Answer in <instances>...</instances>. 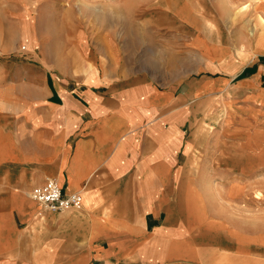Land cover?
Masks as SVG:
<instances>
[{"label": "crops", "instance_id": "0c3cea01", "mask_svg": "<svg viewBox=\"0 0 264 264\" xmlns=\"http://www.w3.org/2000/svg\"><path fill=\"white\" fill-rule=\"evenodd\" d=\"M257 14L264 0H0V264H264V225L219 214L203 183L224 147L264 155ZM46 179L82 207L44 210L29 192Z\"/></svg>", "mask_w": 264, "mask_h": 264}, {"label": "rangeland", "instance_id": "374dc122", "mask_svg": "<svg viewBox=\"0 0 264 264\" xmlns=\"http://www.w3.org/2000/svg\"><path fill=\"white\" fill-rule=\"evenodd\" d=\"M248 4H244L242 6L237 7V15L233 18V21L236 20L238 17L239 21H245V18H249V15H244L245 13H248L247 11L249 7L247 6ZM247 7V8H246ZM241 8V9H240ZM246 9L243 12V9ZM252 17V16H251ZM258 22L261 25H264V17L257 14L256 16ZM235 23V21L233 22ZM249 35H254L255 33V28L251 27L248 30ZM93 38L96 34L91 33ZM192 34L189 32V35ZM231 34V33H229ZM93 40V41H94ZM263 44H264V35L263 33H259V36L257 38V49L259 51L263 50ZM92 49H95L94 47ZM110 50V49H109ZM131 50V49H130ZM193 50V49H192ZM144 51H147L145 49ZM150 52V51H149ZM238 53H244L243 48L240 46L237 48ZM0 53L2 55V51L0 49ZM128 53V51H127ZM177 53V52H173ZM94 54V53H93ZM151 54V53H150ZM95 55V54H94ZM93 55L92 57V62L94 64V61L96 60L95 56ZM200 57V55H199ZM187 67L189 70H196L198 67L203 66L200 60L197 58V53L196 51H191L189 49L187 53ZM169 62L163 63L164 65H159L161 68H164L167 70V72L175 73V70H172V67H174L176 64L175 56L173 55L171 58H169ZM95 67V66H93ZM97 69V68H96ZM170 70V71H168ZM181 71H177L179 73ZM182 74V72H181ZM205 116V119H211V114L212 112L206 114L203 113ZM220 123L223 122V119L226 116V113L224 109L219 111L218 113ZM223 147H221V150ZM225 153H220V155H215L218 156L220 159L213 160V167H218L220 166V175L217 179H206L203 181L206 189L212 193L211 199L218 204V213H223L224 212V204L225 207L228 209V213L230 215H236L237 217L247 219L249 220V224L252 229H260L261 226L264 225V218H259V215H264V175H261L260 173L252 176V177H245L243 176V168H246L247 162L245 156L250 160V163L253 162L257 167H261L264 169V155H242V151L240 149H235L231 150L230 153H227V147ZM240 150V151H239ZM227 155H234L235 160L234 162L232 160L227 161L223 160L227 158ZM233 162V163H232ZM233 164V165H232ZM201 172H206L208 174L209 168H210V162L208 159V155H202V159L200 162V167ZM230 170H229V169ZM249 173V172H247ZM210 177V176H209ZM256 191V192H255ZM261 192L263 194V197L261 200L256 199L254 196L258 193ZM255 214V215H254Z\"/></svg>", "mask_w": 264, "mask_h": 264}, {"label": "built area", "instance_id": "2783aa9c", "mask_svg": "<svg viewBox=\"0 0 264 264\" xmlns=\"http://www.w3.org/2000/svg\"><path fill=\"white\" fill-rule=\"evenodd\" d=\"M29 197L37 202L44 210L61 212L68 209H80L83 197L79 192L64 193L53 179H46L34 186Z\"/></svg>", "mask_w": 264, "mask_h": 264}, {"label": "bare ground", "instance_id": "6f19581e", "mask_svg": "<svg viewBox=\"0 0 264 264\" xmlns=\"http://www.w3.org/2000/svg\"><path fill=\"white\" fill-rule=\"evenodd\" d=\"M95 71L93 70V68H91V67H89L88 68V76H91V75H93V73H94ZM256 192V191H255ZM256 199H258V200H261L262 199V197H263V194L261 193V192H258L255 196H254ZM264 199V198H263ZM262 199V200H263Z\"/></svg>", "mask_w": 264, "mask_h": 264}]
</instances>
